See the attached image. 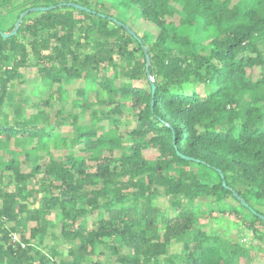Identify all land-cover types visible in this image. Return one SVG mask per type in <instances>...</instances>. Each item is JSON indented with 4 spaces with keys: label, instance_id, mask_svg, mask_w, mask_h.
<instances>
[{
    "label": "trees",
    "instance_id": "obj_1",
    "mask_svg": "<svg viewBox=\"0 0 264 264\" xmlns=\"http://www.w3.org/2000/svg\"><path fill=\"white\" fill-rule=\"evenodd\" d=\"M39 1L0 36V264H264L198 226L264 237V0H118L136 38L90 0H0V30Z\"/></svg>",
    "mask_w": 264,
    "mask_h": 264
},
{
    "label": "rangeland",
    "instance_id": "obj_2",
    "mask_svg": "<svg viewBox=\"0 0 264 264\" xmlns=\"http://www.w3.org/2000/svg\"><path fill=\"white\" fill-rule=\"evenodd\" d=\"M91 3L97 2L100 6H103L102 12L104 14L112 16L114 19L118 20L122 24L129 27L133 32L143 35L145 33H154L155 28L150 23H147L143 17L139 15V10L134 5H128L125 2L118 0H90ZM239 0H231V4L237 3ZM242 8H251L254 5V0H242ZM40 6L44 4L43 1H39ZM253 78H257L261 75V70L256 68L253 70ZM35 70L28 69L25 75L26 79L35 78ZM152 78H150L151 80ZM143 82L138 83L139 85ZM20 86L16 88L19 89ZM23 88H30L27 83L22 86ZM202 92V90H200ZM146 157L152 159L154 157L153 152H146ZM207 174H209L207 172ZM220 207L226 208H237L245 217L249 219L248 212L234 202L231 198H227L223 203H219ZM218 207V206H215ZM256 209L264 214V206L256 207ZM216 215V214H214ZM198 226L201 230L208 234H215L222 238L228 239L232 242H238L241 246L247 247L257 259H264V237H255L250 231L245 227L236 225L233 222V218L229 214L222 216L219 214L216 218H208L203 214H198ZM58 251L60 249L58 248Z\"/></svg>",
    "mask_w": 264,
    "mask_h": 264
},
{
    "label": "water",
    "instance_id": "obj_3",
    "mask_svg": "<svg viewBox=\"0 0 264 264\" xmlns=\"http://www.w3.org/2000/svg\"><path fill=\"white\" fill-rule=\"evenodd\" d=\"M62 7H71V8H74V9H77V10H81V11H85L87 13H90L92 12L93 14L95 13L94 11H91L90 9L84 7V6H81V5H78V4H74V3H60L58 4V8H62ZM55 8V6H37V7H31L23 12H21L19 14V17L18 19L15 21L14 23V27L13 29L10 31V32H2L0 30V36L3 38V39H6V38H9V37H12L14 35H16L19 27H20V24L23 20V18L25 16H27L29 13H37V12H45V11H49V10H53ZM100 17H105L103 14H99ZM115 24H117L118 26L122 27L129 35L133 36L134 38H136V35L134 34V32L129 28L127 27L126 25L122 24L121 22L117 21L116 19L114 18H110ZM143 52L144 54L146 55V47L143 46ZM149 56L146 55V65H145V71H146V75L147 77L151 78L150 74H149ZM151 82V87H152V93H154V89H155V86H154V81L153 79L150 80ZM178 155L182 158V159H186V160H191L190 158L188 157H185L181 154L178 153ZM217 173H219L220 177H221V180H222V186L223 187H226V182L224 181V177L223 175L221 174L220 170H217ZM228 190H230L229 187H227ZM232 192V195L235 199H237L244 207L248 208V204L241 198L239 197V195L231 190ZM249 211L251 213H253L254 215H257V217H259V219H261L262 221H264V215H260L258 213H256V211H254L252 208L249 207Z\"/></svg>",
    "mask_w": 264,
    "mask_h": 264
}]
</instances>
